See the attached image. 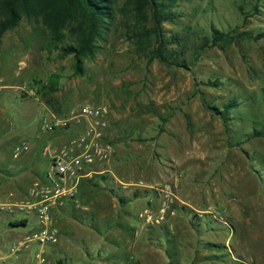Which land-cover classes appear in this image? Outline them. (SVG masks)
Wrapping results in <instances>:
<instances>
[{
    "label": "rangeland",
    "instance_id": "374dc122",
    "mask_svg": "<svg viewBox=\"0 0 264 264\" xmlns=\"http://www.w3.org/2000/svg\"><path fill=\"white\" fill-rule=\"evenodd\" d=\"M242 2L181 0L183 15L162 26L168 37H180L171 46L184 51L187 66L158 59L148 63L123 26L86 60L82 73L76 72L72 54L48 49V37L35 22L24 18L3 35L0 167L37 165L41 141L58 148L54 139L65 142L77 125L82 127L74 121L45 131L48 115L65 118L86 103L102 102L110 106L109 131L119 144L114 158L128 160L119 162V176L153 183H142L141 197L125 205L120 196L132 198L134 187L123 188L114 177L84 183L80 206L55 209L59 240L47 247L44 264H264V137H251L264 122V38L238 37L230 45L198 48L211 26L254 34L264 29V0L259 10L251 7L256 0H249L248 17L239 8ZM53 74L60 81L50 90ZM231 100L238 105L226 127L209 106L223 108ZM51 157L39 162V170L32 165L24 179L21 174L0 177L1 197L14 193L23 199L37 172L51 167ZM22 183L28 186L19 192ZM163 183L175 194L173 211L160 222H149L145 212L158 213L155 187ZM86 204L89 208L82 209ZM82 215L102 233L80 223L86 219ZM93 215L99 220H91ZM35 223L31 216L27 227ZM34 251L23 254L20 264H35Z\"/></svg>",
    "mask_w": 264,
    "mask_h": 264
},
{
    "label": "trees",
    "instance_id": "16d2710c",
    "mask_svg": "<svg viewBox=\"0 0 264 264\" xmlns=\"http://www.w3.org/2000/svg\"><path fill=\"white\" fill-rule=\"evenodd\" d=\"M180 2L181 0H0V41L7 31L14 29L25 18L42 28L48 37L47 47L50 51L56 49L63 56L72 54L76 72L82 73L86 60L94 57L103 47L101 43L107 42L109 35L123 26L137 54L145 57L148 63L158 59L168 66H187L186 61L181 59L184 51L171 46L179 44L180 37H168L162 26L164 22H174L183 15L179 9ZM249 3V0H243L239 5L246 17L252 15V12L245 11ZM260 5L261 0H256L251 7L259 10ZM238 37L258 40L264 38V29L254 34L247 30L222 31L211 26L210 34L202 37L198 48L202 51L218 44L230 45L237 42ZM59 81L60 75L53 74L50 78V90L57 89ZM210 83L215 86L219 81ZM237 105L236 100H231L223 108L216 105L209 108L213 114L221 116L228 127L230 112ZM253 130L251 137H264V122L261 121V127ZM139 196L138 192L134 193V198ZM120 201L126 204L129 199L120 196ZM91 220L96 221V218L91 217ZM19 223L25 224L26 220L11 224ZM59 261L64 263L63 260Z\"/></svg>",
    "mask_w": 264,
    "mask_h": 264
},
{
    "label": "built area",
    "instance_id": "2783aa9c",
    "mask_svg": "<svg viewBox=\"0 0 264 264\" xmlns=\"http://www.w3.org/2000/svg\"><path fill=\"white\" fill-rule=\"evenodd\" d=\"M111 109L107 103H86L71 116H53L42 124L45 131L67 128L72 122L82 127L69 141L56 148L51 157V167L42 178L36 179L28 190L27 198L15 199L11 193L0 199V221L5 216L9 223H30L34 216L36 223L27 228V233L11 243L5 254H0V264H17L23 254L35 248V264L47 262V247L59 240V229L55 225V209L68 201L78 202V195L85 180L104 173L111 162L112 146L106 140L111 127ZM19 150V148H18ZM160 198L158 213L151 209L145 212L149 222H160L173 211L174 192L170 184L155 187Z\"/></svg>",
    "mask_w": 264,
    "mask_h": 264
},
{
    "label": "crops",
    "instance_id": "0c3cea01",
    "mask_svg": "<svg viewBox=\"0 0 264 264\" xmlns=\"http://www.w3.org/2000/svg\"><path fill=\"white\" fill-rule=\"evenodd\" d=\"M55 114H51V115H48V119L49 118H52L53 116H54ZM80 129H79V127H78V125L74 128V130H73V134L72 135H74V134H76V133H78V131H79ZM69 135V138L67 139L66 138V140H64L65 142H60V143H58V141H60V140H62L61 138L60 139H58V137L56 138V139H54L51 143H56V144H61V145H59V146H62L63 144H65V143H67L68 141H69V139H70V134H68ZM71 135V136H72ZM65 137H67V136H65ZM116 138V135L113 133V132H110V131H108V133H107V136H106V140H107V142H109L110 143V145L112 146V151L114 152L115 150H116V146H119V144L116 142V144H115V142L113 141L114 139ZM63 139H64V137H63ZM68 140V141H67ZM48 141H41L40 142V144L37 146V148H38V156H36L35 157V160L37 161V165L36 164H32V165H34V167L37 169L38 168V170H39V162L41 161V160H43V159H50V155L52 156L53 155V152H54V150L57 148H52L51 149V147L49 146V145H47L48 143H47ZM37 148H35V149H37ZM59 148V147H58ZM35 152H36V150H35ZM35 154H37V153H35ZM12 158V157H11ZM3 159H5V157L3 156ZM2 161V160H1ZM125 162H127L128 160H124ZM119 162H123V161H118L116 158H114V153H113V156H112V159H111V162L108 164V167L106 168V170H105V172L104 173H100V174H98V175H96V178L97 177H101V178H103V179H107V177H114V179H116V180H118L120 183H121V187H123V188H128L129 186H131L130 188H135V191H134V193L135 192H138V190H140L141 189V187L143 186L142 185V183H144V184H146L147 186L146 187H152L153 186V183H149L148 181H145V180H143V179H138V178H135V179H131L132 178V176H131V174H130V176H129V179H126V178H121L120 176H119V170H120V168L122 167L121 166V164L119 163ZM125 162H123L122 164L123 165H126V164H124ZM6 163H8V162H6V161H2V164H6ZM26 163V162H25ZM9 164V163H8ZM31 164H29V166H27V167H24V166H21L22 167V169L21 170H13V169H11V168H9L8 166H2V167H0V177L2 178V179H4V180H8L7 179V177H17L18 175H20L21 174V178L22 179H24L25 177H27V175H28V173H29V168H31L32 167V165L30 166ZM129 165H131V163H129L127 166H129ZM26 171V172H25ZM130 172H132V171H129V173ZM45 174V172H42V173H38L37 172V179H39V178H42L43 177V175ZM20 177H18V178H20ZM105 177V178H104ZM94 178V177H93ZM96 178L93 180L94 182H96L95 180H96ZM15 179H17V178H15ZM92 179V178H91ZM90 179V180H91ZM89 180V181H90ZM111 180H113V178L111 179ZM89 181H87V180H85L84 181V183H86V182H89ZM83 183V184H84ZM148 183V184H147ZM31 185H32V183H30ZM29 184V185H30ZM82 184V185H83ZM164 184V183H163ZM30 185V186H31ZM99 184L96 182V186H98ZM28 185H23V183H22V186H21V189L19 190V192H21V190H24L26 187H27ZM30 186H28V189L27 190H25V191H23L24 192V197H21V198H27V195H28V190H29V188H30ZM82 187V186H81ZM111 190H113V188L111 187L110 188ZM124 190V189H123ZM156 191V190H155ZM0 192H4L3 190H1ZM114 192H116V191H114ZM80 193H81V191L79 192V195H78V202L76 203L74 200H70V201H68L67 203L68 204H72V205H74V206H76V205H78V206H80V201H79V199L81 198L80 197ZM134 193H133V196H131L132 198H128L129 199V201L127 202V203H129V202H131V201H133L134 199H136V198H134ZM139 193V192H138ZM156 193V192H155ZM140 194V193H139ZM3 194H1L0 195V199H3L1 196H2ZM143 196V195H142ZM139 197H141V194H140V196ZM138 198V197H137ZM121 202V201H120ZM66 203V204H67ZM79 203V204H78ZM126 203V204H127ZM65 204V205H66ZM123 204V203H122ZM123 205H125V204H123ZM123 205H121V207L123 206ZM89 208V205H82V209H85V210H87ZM57 211H61V212H63V211H65V206H63V207H60V208H58L57 209ZM56 211V212H57ZM79 215H81V214H79ZM86 216L87 215H82V217H84V218H86ZM93 217H95L96 218V221L97 220H99V219H97L98 217H96L95 215H93ZM79 218H81V217H79ZM9 217L8 216H5L4 217V219L3 220H1L0 221V254H5L6 253V251L8 250V247H9V245L11 244V243H13V242H15L16 240H18V239H20V238H23V236L27 233V231L29 230H27V224L25 225V224H18V225H12L11 223H9ZM82 220H83V218H81ZM82 220H80V219H78V221H80V223H82L84 226L85 225H87V226H89V227H92L93 229H95V227L94 226H97L96 228H98L97 230L100 232V233H102V231H103V228L101 227V228H99V225H93L92 223H90L89 221H87L88 220V218H86V219H84V221H82ZM13 223H18V222H13ZM117 225H119V224H117ZM33 226V225H32ZM111 226V225H110ZM107 228H110L109 226H107ZM59 229V228H58ZM57 244H58V242L57 243H55V244H53V245H50L49 247H54V246H57ZM18 262H19V260H18ZM6 264H8V263H6ZM19 264H20V262H19Z\"/></svg>",
    "mask_w": 264,
    "mask_h": 264
}]
</instances>
